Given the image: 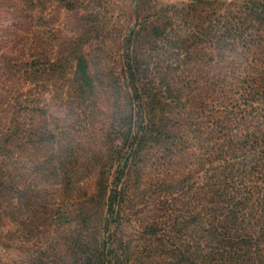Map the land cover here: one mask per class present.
Listing matches in <instances>:
<instances>
[{
    "label": "trees",
    "instance_id": "1",
    "mask_svg": "<svg viewBox=\"0 0 264 264\" xmlns=\"http://www.w3.org/2000/svg\"><path fill=\"white\" fill-rule=\"evenodd\" d=\"M45 1L75 24L40 50L39 0H0V249L42 241L12 264H264V1L139 0L110 83L85 47L118 0Z\"/></svg>",
    "mask_w": 264,
    "mask_h": 264
},
{
    "label": "rangeland",
    "instance_id": "2",
    "mask_svg": "<svg viewBox=\"0 0 264 264\" xmlns=\"http://www.w3.org/2000/svg\"><path fill=\"white\" fill-rule=\"evenodd\" d=\"M138 1L139 0H118L117 2H115V7H110L106 10L108 11V21L111 22V24L107 28L108 33H106L105 36H98V39L93 40L91 44L85 47V52L87 53L88 59L90 60L92 71L99 75V77H101L103 81H106L107 83L113 82L114 80L122 77L121 64L119 62V39H117L119 37H117V35L120 29H122V35L127 33V30H129V28V35L135 29V16H137L135 9L137 7ZM192 1L193 0H147L145 9L148 10H145V12H143V14H139V16H142L146 13L149 14L154 9H159L161 7L174 6L177 9H181L182 7L189 5ZM210 1H216L221 6L223 3L227 4L229 2H242L246 0ZM39 3V7L36 8L39 12H36V15L42 16L44 20L40 25L35 27L36 30L34 29V35L39 38L37 43L39 49L42 50L47 48V42L54 41V39L57 37H61L62 39V37L65 38L71 35L72 28L75 24V15L68 12L65 8H63L56 2L39 0ZM126 13H128L129 16H127ZM15 23V16L10 12H6V9H3L2 13H0V39H12V37H10V33L14 31L12 24L14 25ZM18 34L19 36L21 35L20 32ZM44 35L46 37V40L43 38ZM19 36L13 40L16 45L22 43V39H20ZM1 46L5 45L0 42V47ZM0 86H2V84ZM7 86L14 87L16 86V84L7 83ZM110 101L112 100L109 95L106 94L102 97V102L105 106V109L108 108L107 105L108 103H110ZM56 105V102H52L51 109L54 113H59V109L56 108ZM130 153L131 152L129 151L125 155V158L122 160L121 165H124L125 160L130 156ZM94 179V177H90V179L84 182L83 187L87 191H91L93 189L95 185ZM144 212L145 211H143L142 213ZM12 227V224L5 225L6 229H11ZM127 230L128 233L132 232L130 227H128ZM41 242L42 241L39 238L30 239L28 242L20 240L17 249H0V256L2 260L9 262L10 264H12L14 261L24 262L27 258V255L31 251H36Z\"/></svg>",
    "mask_w": 264,
    "mask_h": 264
}]
</instances>
